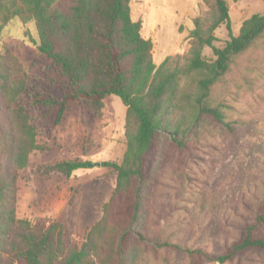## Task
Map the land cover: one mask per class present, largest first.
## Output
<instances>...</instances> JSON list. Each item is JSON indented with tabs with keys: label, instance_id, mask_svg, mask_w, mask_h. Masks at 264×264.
Instances as JSON below:
<instances>
[{
	"label": "trees",
	"instance_id": "1",
	"mask_svg": "<svg viewBox=\"0 0 264 264\" xmlns=\"http://www.w3.org/2000/svg\"><path fill=\"white\" fill-rule=\"evenodd\" d=\"M131 2L0 0V34L14 18L33 22L37 38L31 41L68 82L61 98L35 96L34 104L58 108L57 124L70 101L100 111L104 98L116 95L125 106L126 141L120 162H100L115 172V186L81 242L70 239L61 220L46 225L18 217L20 171L33 152L49 146L38 142L35 125L18 102L28 85L27 72L9 54H0V264H148V251L161 250L181 251L190 264L264 255V191L239 238L215 253L202 246L181 247L159 231L167 216L163 210L159 213L155 198L164 195L156 194V185L148 191L157 173H163L167 148L187 151L191 138L207 124L231 128L223 105L212 101L213 89L235 59L264 35V14L244 19L234 35L227 1L202 0L208 8L192 19L187 51L156 65L153 43L141 34L142 20L132 18ZM221 25L228 39L216 46L215 30ZM205 47L212 58L204 57ZM93 165L90 160L67 159L48 165L43 173L70 176Z\"/></svg>",
	"mask_w": 264,
	"mask_h": 264
},
{
	"label": "rangeland",
	"instance_id": "2",
	"mask_svg": "<svg viewBox=\"0 0 264 264\" xmlns=\"http://www.w3.org/2000/svg\"><path fill=\"white\" fill-rule=\"evenodd\" d=\"M226 1L234 35L244 19L254 13L264 14V0ZM192 2L132 0L131 14L133 19L144 20L143 36L180 39L177 52L181 53L172 50L169 56H174L184 54L189 47L192 13L208 8L197 0L190 12ZM215 35V45L223 46L228 39L225 26L217 28ZM36 38L34 23H22L18 18L0 34V54H9L28 75V85L18 102L29 113L38 142L49 146L48 150L33 152L20 171L16 215L46 225L61 220L70 231V239L81 242L87 226L100 218L102 205L115 186V172L100 162H120L123 157L125 106L113 94L104 98L100 111L82 101H70L61 121L55 124L58 108L36 105L34 97L61 98L68 82L51 60L38 52L31 41ZM203 55L213 57L209 47L204 48ZM212 101L223 105L231 128L207 124L196 138H191L187 151L167 148L163 173H157L148 191L156 185V194L164 195L155 198L159 213L163 210L167 216L159 223V231L169 234L181 247L202 246L215 253L239 238L245 219L250 220L263 197L264 35L235 59L214 87ZM67 159L90 160L94 165L76 169L70 176L43 173L48 165ZM148 253V264H190L181 251ZM15 264L25 263L18 260ZM202 264H264V255Z\"/></svg>",
	"mask_w": 264,
	"mask_h": 264
},
{
	"label": "crops",
	"instance_id": "3",
	"mask_svg": "<svg viewBox=\"0 0 264 264\" xmlns=\"http://www.w3.org/2000/svg\"><path fill=\"white\" fill-rule=\"evenodd\" d=\"M196 2H197V0H193L192 6L189 10L190 12L193 11L192 9L196 5ZM189 11H188V13H189ZM197 14H198L197 12L192 13L191 18H190L192 25L188 26V31L193 27L192 18H194ZM185 17H186V15H185ZM132 18H133V16H132ZM137 19L138 18H136L134 20H137ZM144 26H145V22H144V20H142L141 34H142L143 29L145 28ZM181 36H183V35H181ZM143 37L151 39V41L153 43L152 57H153V61L156 65H159L167 56L171 55L172 50L175 51V53H181L180 51L177 52V50L180 49V47L178 45L180 39H178V42H177L176 39H173V40H171L169 38L163 39L161 37L155 38L154 36H152V34L149 37L145 36V35ZM180 38H184V37H180Z\"/></svg>",
	"mask_w": 264,
	"mask_h": 264
}]
</instances>
